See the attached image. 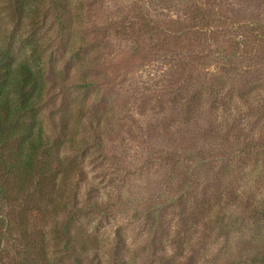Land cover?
Instances as JSON below:
<instances>
[{"label":"rangeland","instance_id":"rangeland-1","mask_svg":"<svg viewBox=\"0 0 264 264\" xmlns=\"http://www.w3.org/2000/svg\"><path fill=\"white\" fill-rule=\"evenodd\" d=\"M40 5L0 43L75 172L0 198V264H264V0Z\"/></svg>","mask_w":264,"mask_h":264},{"label":"trees","instance_id":"trees-1","mask_svg":"<svg viewBox=\"0 0 264 264\" xmlns=\"http://www.w3.org/2000/svg\"><path fill=\"white\" fill-rule=\"evenodd\" d=\"M49 3L60 33H64L77 14L75 3L81 5L84 0H49ZM0 7V16L9 15L18 23H39L40 0H0ZM46 95L40 67L28 59H17L0 43V198L8 202L17 200L31 185L44 188L45 181H54L61 175L63 183L74 175L75 169L64 168L61 162L64 160L60 155L67 145L44 137L38 110ZM67 117L68 112L63 123L65 132ZM73 122L81 124L79 119ZM65 161L71 160L66 157ZM30 258H19L20 264H38Z\"/></svg>","mask_w":264,"mask_h":264}]
</instances>
